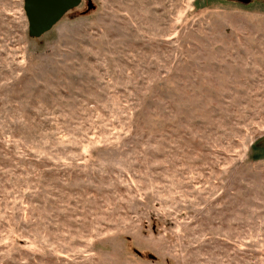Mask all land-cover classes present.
I'll return each instance as SVG.
<instances>
[{"label":"rangeland","instance_id":"obj_1","mask_svg":"<svg viewBox=\"0 0 264 264\" xmlns=\"http://www.w3.org/2000/svg\"><path fill=\"white\" fill-rule=\"evenodd\" d=\"M64 15L0 0V264H264V0Z\"/></svg>","mask_w":264,"mask_h":264},{"label":"water","instance_id":"obj_2","mask_svg":"<svg viewBox=\"0 0 264 264\" xmlns=\"http://www.w3.org/2000/svg\"><path fill=\"white\" fill-rule=\"evenodd\" d=\"M80 2V0H24L29 34L40 36L49 31L65 12L78 6Z\"/></svg>","mask_w":264,"mask_h":264},{"label":"flooded vegetation","instance_id":"obj_3","mask_svg":"<svg viewBox=\"0 0 264 264\" xmlns=\"http://www.w3.org/2000/svg\"><path fill=\"white\" fill-rule=\"evenodd\" d=\"M80 1H81V2H80V4H79L78 6H76V7H73V8L80 7V6H81V4H82V1H83V0H80ZM73 8H71V9H73ZM71 9H70V10H71ZM70 10H68L67 12H69ZM67 12H65L64 14H66ZM64 14H63V16H62V17H64V16H65ZM25 17H26V16H25ZM62 17H61V18H62ZM61 18H60L59 20H61ZM59 20H58V21H59ZM27 21H28V20H27ZM55 25H56V24H55ZM51 28H52V27H51ZM49 31H50V29H49ZM49 31H47V32H49ZM47 32H44V34H45V33H47ZM44 34H42V35H40V36H34V37H41V36H43Z\"/></svg>","mask_w":264,"mask_h":264}]
</instances>
